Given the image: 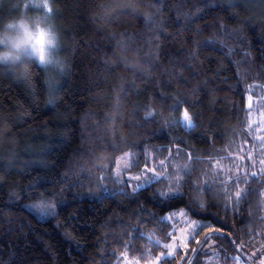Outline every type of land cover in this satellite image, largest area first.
<instances>
[{
  "label": "trees",
  "instance_id": "1",
  "mask_svg": "<svg viewBox=\"0 0 264 264\" xmlns=\"http://www.w3.org/2000/svg\"><path fill=\"white\" fill-rule=\"evenodd\" d=\"M57 4L67 67L55 106L44 73L24 86L0 69V264L146 262L172 233L164 216L180 210L198 224L160 264H205L209 241L259 260L264 174L238 204L208 177L244 133L246 85L264 82V0ZM175 149L192 157L179 199L165 202L160 181L130 190L112 177L122 154L137 171ZM44 194L59 208L37 221L26 204Z\"/></svg>",
  "mask_w": 264,
  "mask_h": 264
},
{
  "label": "rangeland",
  "instance_id": "2",
  "mask_svg": "<svg viewBox=\"0 0 264 264\" xmlns=\"http://www.w3.org/2000/svg\"><path fill=\"white\" fill-rule=\"evenodd\" d=\"M4 2L5 0H0V5ZM8 11V8L0 7V19H3ZM245 90L244 133L235 137L230 147L223 149L224 151L221 150L220 155L211 160L209 168V180L220 181L218 183L220 191L228 204L235 203L236 193L247 188L253 172L256 175L264 174V82L250 83L246 85ZM191 161L189 152L175 149L164 159H151L146 166L137 171H131V156L125 153L116 159L112 177L117 183L125 184L130 190L141 188L140 185L145 187L151 182L160 181L156 191L164 197L165 193H179L182 175L191 167ZM149 178L152 179L149 181ZM27 205L28 203L26 207ZM164 220L172 224V233L167 241L160 242L162 250L154 258L141 262L122 254L118 264H160L162 259L171 257L177 248L184 247L198 224L196 220L190 219L184 210L168 213L164 216ZM203 253H209L211 257L205 261V264H264V254L259 260H254L255 251L246 252L240 248L235 255H222L221 248L216 247L212 241L205 245Z\"/></svg>",
  "mask_w": 264,
  "mask_h": 264
},
{
  "label": "clouds",
  "instance_id": "3",
  "mask_svg": "<svg viewBox=\"0 0 264 264\" xmlns=\"http://www.w3.org/2000/svg\"><path fill=\"white\" fill-rule=\"evenodd\" d=\"M0 7L9 9L0 19V69L13 70L16 81L24 86L34 85L36 73H44L46 100L54 107L67 67L57 25V0H5ZM58 208L49 194L37 195L27 205L37 221L51 218Z\"/></svg>",
  "mask_w": 264,
  "mask_h": 264
},
{
  "label": "snow or ice",
  "instance_id": "4",
  "mask_svg": "<svg viewBox=\"0 0 264 264\" xmlns=\"http://www.w3.org/2000/svg\"><path fill=\"white\" fill-rule=\"evenodd\" d=\"M185 120L188 122V124H189V126H191V119L187 116V115H185ZM252 175L253 176H255L256 175V173L255 172H253L252 173ZM152 178H149V181L151 180ZM147 182V181H146ZM139 187H143V185H140ZM247 194H248V192H247V189H245V190H241V191H238L237 193H236V201H235V203H239L240 201H241V199H245L246 198V196H247ZM164 195V198H165V202H167L170 198H174V199H179L180 197H179V194H174V193H165V194H163ZM206 226V225H205ZM205 239H207V237L205 238ZM199 243V242H198ZM169 255H171L170 253H169Z\"/></svg>",
  "mask_w": 264,
  "mask_h": 264
}]
</instances>
